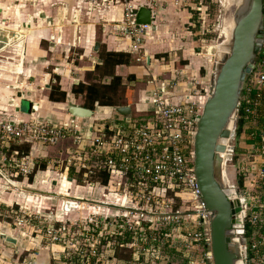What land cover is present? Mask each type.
Returning <instances> with one entry per match:
<instances>
[{
    "label": "built area",
    "instance_id": "2783aa9c",
    "mask_svg": "<svg viewBox=\"0 0 264 264\" xmlns=\"http://www.w3.org/2000/svg\"><path fill=\"white\" fill-rule=\"evenodd\" d=\"M83 1L90 6L122 4L124 14L116 25L117 31L131 39L136 60L146 61L143 45L153 24H139L137 12L148 7L154 19L158 0ZM174 2L189 5L196 12L197 24L205 28L208 7L202 6V1ZM180 75L160 81L152 90L149 97L153 109L145 119L119 114L115 107L114 118L93 126L81 124L79 117L73 115L58 123L39 117V102L32 103L28 119H0V178L6 181L3 191L23 193L34 199L32 203H37L35 196L47 197L30 181L37 167L45 162V171L54 172L58 178L69 179L73 172L74 181L82 179L93 195L101 196L92 200L123 207L95 205L86 199L62 195L58 197L62 203L67 198L80 203L71 210L63 205L61 214L66 217L58 215L61 210L48 216L25 211L23 218L11 225L15 234L2 232L15 237L17 243L2 238L15 249L11 254L2 252L0 264H168L164 247L172 246L171 234L161 231L160 222L190 224L192 230L180 235L185 248L196 247L199 253L189 257L186 264H213L210 211L194 172L197 123L210 87L199 90L197 79ZM240 113L244 119L242 133L239 137L234 134L238 138L236 145L230 143L228 147L233 159L226 163L236 160L237 181L232 179L231 185L242 201L243 259L245 264H264V48L246 77L237 121ZM65 142H69L65 152L56 158L34 153ZM241 143L245 146L241 147ZM103 173L109 177L106 184L99 181ZM179 198L182 205L175 208ZM73 210L79 212L69 216ZM85 210L88 212L80 214ZM22 227L31 228L30 245L24 248L20 245L26 235L20 231ZM40 249L47 250L45 263L38 261ZM118 253L128 256L118 257Z\"/></svg>",
    "mask_w": 264,
    "mask_h": 264
},
{
    "label": "crops",
    "instance_id": "0c3cea01",
    "mask_svg": "<svg viewBox=\"0 0 264 264\" xmlns=\"http://www.w3.org/2000/svg\"><path fill=\"white\" fill-rule=\"evenodd\" d=\"M60 3L70 5V15L65 19L64 26L59 27L57 22L51 24L39 17L45 11L49 17L57 19V5ZM123 14L124 7L120 3L90 6L83 0H0V18L6 22L2 25L24 32H21L24 36L19 42L6 48L0 55V119H28L32 103L39 102V117L58 123L68 120L72 115L69 107L82 106V100L73 93V88L81 82L87 84L96 81L89 78V74L95 70L96 64L102 62L101 50L127 52L136 59V54L131 51V39L119 34L116 28L122 21ZM194 14L189 5H177L174 0H158L153 27L148 31L143 45L146 61L116 67V74L122 76L125 83L129 76L136 77L137 88L130 105L132 116L140 119L150 116L153 106L149 96L152 90L160 81L171 80L179 73L181 77L197 79L202 86L201 90L211 86L214 62L209 58V53L197 50L198 35L193 30L198 29L199 24L194 19ZM26 22H31V28L23 29L22 24ZM201 41L205 43L202 39ZM97 42L100 43L98 51L95 50ZM183 61H187L185 65L182 64ZM202 70H205V74H201ZM53 79L67 92L65 102L49 99ZM110 81L111 78H105L103 82ZM24 101L28 103L27 110L22 109ZM93 111L92 117L79 118L80 123L93 126L104 120L110 121L116 116L115 108L112 107L98 106ZM68 144L69 142L60 143L48 150H35L34 153L50 157L61 156ZM46 173L45 169L36 171L32 185L45 181L48 185L52 182L53 186H58L55 175ZM63 183L65 187L71 184L76 185L75 189L83 187L74 180H62ZM5 184L6 181L0 178V191L3 192ZM2 196L7 205L34 200L23 193L12 191H5ZM181 205L179 198L175 208ZM159 224L162 232L171 234L172 246L165 244L164 247L168 264H186L189 257L198 255L196 247L185 248V241L180 235L192 230L190 224ZM10 231L12 232L7 233L15 234L13 229ZM6 245L9 244L0 237V249H15L13 245L11 248ZM20 245L22 246L21 241ZM118 257L124 256L118 253ZM38 261H48L46 249H40Z\"/></svg>",
    "mask_w": 264,
    "mask_h": 264
},
{
    "label": "water",
    "instance_id": "95a60500",
    "mask_svg": "<svg viewBox=\"0 0 264 264\" xmlns=\"http://www.w3.org/2000/svg\"><path fill=\"white\" fill-rule=\"evenodd\" d=\"M57 9V19L49 17L45 11L39 17L51 24L57 22L62 27L70 15V5L60 3ZM137 22L152 25V10L141 7L137 12ZM31 26V22L22 24L23 29ZM21 31L0 26V55L23 38ZM99 47L100 43L97 42L95 50L98 51ZM263 48L264 0H243L236 11L231 46L215 60L209 96L197 123L194 142V172L201 197L210 211L213 264H245L240 248V235L244 233L242 201L238 198L237 189L231 185L226 172V161L233 159V154L228 153V147L235 134L244 83L247 75L255 68ZM197 50L200 52L201 48ZM148 60L150 61V57ZM69 111L79 118H89L94 114L92 109L80 105H71ZM116 111L129 116L132 108L130 105H122ZM69 180L73 178L70 177ZM39 192L53 197L62 196L55 192ZM84 201L116 209L123 208L102 201ZM1 237L10 243H17L13 236L2 234Z\"/></svg>",
    "mask_w": 264,
    "mask_h": 264
},
{
    "label": "rangeland",
    "instance_id": "374dc122",
    "mask_svg": "<svg viewBox=\"0 0 264 264\" xmlns=\"http://www.w3.org/2000/svg\"><path fill=\"white\" fill-rule=\"evenodd\" d=\"M194 3H199L202 1V6L208 7V15L204 19V25L205 28L200 27L198 29H194L193 32L198 35V47L203 50L204 54L209 53V58L211 61L215 63L216 58L220 57L223 53L227 51V49L231 46V38L233 34V26L235 22L236 17V11L238 6L243 0H232L230 3L228 0H192ZM229 3V4H228ZM192 11V9H191ZM196 13L195 11H193ZM1 23H4L3 20H1ZM6 23V22H5ZM2 24H0L1 26ZM227 25V26H226ZM3 27V26H1ZM201 39H205L206 42H202ZM206 46V47H204ZM134 62H138L136 59H134ZM201 74H205V70L201 71ZM103 82V79L100 81ZM104 83V82H103ZM124 86L120 88V101L126 102V99L130 97V100L132 101V98L135 93V89L137 88L135 86V82L131 83L129 81L123 82ZM201 85H198V89H201ZM130 89H133L132 92H130ZM28 103L26 101L23 102L22 109L27 110ZM236 129H237V122L235 124L234 133L236 135ZM238 138L234 136L231 139V146L234 144L236 145V140ZM245 143H241V147H244ZM244 149V148H241ZM240 151V149H237V152ZM57 156H51V158H56ZM235 166H236V160L229 161L226 163V172L230 177V180H236L235 179ZM46 170V168H45ZM231 172V174H230ZM49 174H55L54 172H47L46 175ZM73 176L74 173H73ZM55 180L58 181V186H53L52 182L50 185L46 183L45 181H42L41 183H36L34 186L36 190L38 191H44V192H58L59 195H64L67 197H74V198H82L86 200H92L96 198H101L99 194H92V191L86 184L83 183L82 179L79 178V182H77L78 185L83 186L82 189H75V184H71L69 187H65L64 183L62 184V178L56 177ZM237 181V180H236ZM68 184V183H67ZM8 192H10L9 189H7ZM6 191V192H7ZM5 191H0V233L5 232H12L10 230L14 229L11 227V225H15L14 222H18L21 220L25 214V211H31L32 213H37L38 215H45L48 216L52 213H56L57 210L59 211V216H64L61 214L64 210L63 205L67 208V210H71L76 208L78 205H80L79 202H77L73 198H67L63 201L59 200L58 197L52 198L49 195L47 197L43 196H35L37 198V203L32 202H26L21 201L22 209L20 204L12 203L10 205L4 204V196ZM31 201V199H29ZM69 202V203H68ZM27 203V204H26ZM78 203V204H77ZM31 204V205H30ZM30 205V206H29ZM69 206V207H68ZM86 206V205H84ZM79 211H72L69 213V216L75 215ZM88 211H81V213H87ZM44 225V224H41ZM5 226V227H4ZM21 232L26 233L24 237H22V246L21 248H24L28 242H29V234L31 232V228L28 227H22L20 229ZM15 233V232H13ZM30 245V244H28ZM27 245V246H28ZM8 248H11V244L6 245ZM2 252L5 254H11V250L0 249V257L2 258ZM122 256L127 257L125 253H122ZM42 258V257H41ZM42 262V261H39Z\"/></svg>",
    "mask_w": 264,
    "mask_h": 264
},
{
    "label": "trees",
    "instance_id": "16d2710c",
    "mask_svg": "<svg viewBox=\"0 0 264 264\" xmlns=\"http://www.w3.org/2000/svg\"><path fill=\"white\" fill-rule=\"evenodd\" d=\"M194 19L196 20V17ZM100 55L102 62L96 64L95 70L92 72V74H89V78L95 79L96 81H92L87 84L81 82L75 85L73 88V93H75L77 97L81 98L83 107L92 110H95L98 106L117 108L122 105H131L130 97L126 99V102H121L119 99L120 88L124 86V81L123 77L117 75L115 70L118 65H130L132 62H134L132 55L127 52L108 51L106 49L101 50ZM186 62L187 61H183L182 64L185 65ZM105 78H111V81L108 83H101L100 81L102 79L104 81ZM127 80L131 83H136V77L134 75L129 76ZM51 87L49 99L56 102H65L67 99V92L61 89L59 83L52 84ZM132 90L133 89H130V92H132ZM240 116L241 118H239L237 121V137H239V135L242 133V127L244 123L241 113ZM25 149L27 150L28 147ZM39 167L44 170L46 168V163H41ZM39 167H37V169ZM36 171L31 175V182L33 181ZM70 177H74L73 172L70 174ZM108 178V174L103 173L101 174L99 181L102 184H106L108 182ZM245 230L246 234H248L247 228Z\"/></svg>",
    "mask_w": 264,
    "mask_h": 264
},
{
    "label": "bare ground",
    "instance_id": "6f19581e",
    "mask_svg": "<svg viewBox=\"0 0 264 264\" xmlns=\"http://www.w3.org/2000/svg\"><path fill=\"white\" fill-rule=\"evenodd\" d=\"M229 1V3L232 1V0H228ZM228 3V4H229ZM227 26V25H226ZM232 28H234V26L232 27ZM227 169V168H226ZM62 180H65V181H69V179H62ZM69 203V202H68ZM78 204V203H77ZM69 207V206H68Z\"/></svg>",
    "mask_w": 264,
    "mask_h": 264
}]
</instances>
